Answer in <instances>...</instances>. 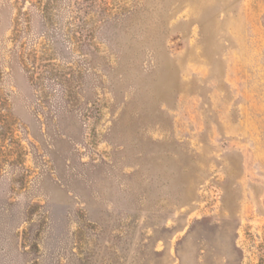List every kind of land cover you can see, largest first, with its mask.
I'll return each mask as SVG.
<instances>
[{
    "label": "rangeland",
    "instance_id": "rangeland-1",
    "mask_svg": "<svg viewBox=\"0 0 264 264\" xmlns=\"http://www.w3.org/2000/svg\"><path fill=\"white\" fill-rule=\"evenodd\" d=\"M0 264H264V0H0Z\"/></svg>",
    "mask_w": 264,
    "mask_h": 264
}]
</instances>
